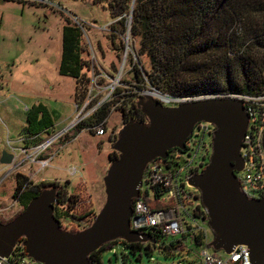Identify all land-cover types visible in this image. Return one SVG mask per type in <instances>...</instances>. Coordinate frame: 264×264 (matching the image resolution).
<instances>
[{"label": "rangeland", "instance_id": "rangeland-1", "mask_svg": "<svg viewBox=\"0 0 264 264\" xmlns=\"http://www.w3.org/2000/svg\"><path fill=\"white\" fill-rule=\"evenodd\" d=\"M73 16L84 23V33L81 31L79 44L83 46L81 58L86 65L79 81L62 77L58 73L62 28L73 27ZM117 21L110 18L105 6L95 5L93 0H0V156L3 151L10 153L11 148L35 147L64 130L76 115V100H79L77 104L90 101V88L95 86L107 89L106 93H101L98 99L89 103L88 111L97 106L108 93L111 82L89 79L92 75L87 66V61L90 63L85 47L87 40L96 55L95 64L98 69L112 80L124 65L117 89L123 91L124 95L130 92L133 94L137 90L132 78L134 66L139 65L141 69L139 66L138 69L146 75L150 70L149 61L144 56H137L138 40L131 39L129 34L128 49H125L127 30L130 33L129 23L123 32ZM99 73L95 72V77ZM144 73L142 77L146 78ZM142 91L153 93L148 85ZM113 102L116 103L110 107L105 136L95 138L86 128L73 137L74 130L71 131L42 154L41 159L53 156L49 168L36 174L39 169L37 166H24L15 169L5 178L10 168L0 165V223L8 224L21 214V207L12 197L16 176L20 174L31 177L34 184L43 182L63 186L65 182L70 183L66 189L69 201L63 212L71 219L58 215L63 227L69 231L80 229L81 224L99 213L105 202L103 178L113 153L109 133L112 130L118 131L128 118L119 109L121 102ZM35 104H41L47 109L53 128L41 134L38 143L25 146L23 141L29 135L27 111ZM71 170H75L74 174ZM186 221L193 223L190 219ZM194 226L204 229L208 241L212 242L213 234L206 223L197 220ZM178 239L170 238L168 242H177ZM181 247L170 254L156 250L150 256L143 253L139 258L138 254L133 255L117 243L101 253V261L102 264H199L198 254L201 249L198 246L187 241ZM208 252L214 253L210 248ZM216 254L223 255L221 252Z\"/></svg>", "mask_w": 264, "mask_h": 264}, {"label": "water", "instance_id": "water-1", "mask_svg": "<svg viewBox=\"0 0 264 264\" xmlns=\"http://www.w3.org/2000/svg\"><path fill=\"white\" fill-rule=\"evenodd\" d=\"M136 108L146 122L129 120L112 143L117 157L103 178L105 202L92 224L77 232L62 230L54 216L57 188L44 189L18 217L0 223V259L12 256L20 241L26 258L37 264H90L91 254L115 241L154 244L151 236L130 229L143 174L154 160H166L169 151H183L196 125L207 123L215 128L209 163L188 184L199 192L207 213L210 249L228 255L245 246L250 264H264V194L247 198L236 176L243 168L240 149L248 124L243 102L202 97L169 107L146 95L137 99ZM262 148L264 152V134ZM12 161L13 155L3 151L0 165L9 167Z\"/></svg>", "mask_w": 264, "mask_h": 264}, {"label": "trees", "instance_id": "trees-1", "mask_svg": "<svg viewBox=\"0 0 264 264\" xmlns=\"http://www.w3.org/2000/svg\"><path fill=\"white\" fill-rule=\"evenodd\" d=\"M93 1L95 5L105 6L111 19H118L117 24L123 32L129 23L131 39H137L139 44L137 56H144L149 61L150 70L146 75L138 69V63L134 66L133 74L137 78L136 83L134 82L135 89L143 90L148 85L153 90L176 99L230 95L258 97L264 94V0ZM80 37L82 38V32L77 27L62 28V53L58 73L75 81L81 80L82 70L86 65L81 58L83 46L79 44ZM139 68L141 69L140 66ZM142 73L146 76L145 79ZM131 93L124 95L119 107L123 115L129 117L125 123L132 118H136V121H139L137 118H143L136 108L135 94ZM78 102L76 100L75 103ZM114 103L116 102L104 105L93 119L96 122L104 121ZM27 113L29 135L23 142L25 146H30L38 143L41 134L48 133L53 128V123L47 109L41 104L33 105ZM90 121L77 126L73 137L88 128ZM116 157L117 154L113 152L111 160ZM15 183L12 197L21 207V213L42 190L56 187L54 216L60 222L58 215H67L63 211L69 201V197H66L69 182H65L63 186L43 182L34 184L17 175ZM200 208L204 210L201 203ZM200 208H197L198 212ZM200 214L201 221L207 224L206 211ZM68 218L71 219L70 216ZM77 231L81 229L69 232ZM149 236L154 244H127L123 241L107 244L89 256V263L102 264L101 253L117 243L130 250L133 255L138 254L139 258L143 253L150 256L156 250L170 254L182 249V243H187L185 237L177 242H168L170 238L160 234ZM195 241L193 245L198 246L199 238L195 237ZM21 243L22 241L18 243L13 254L26 257Z\"/></svg>", "mask_w": 264, "mask_h": 264}, {"label": "built area", "instance_id": "built-area-1", "mask_svg": "<svg viewBox=\"0 0 264 264\" xmlns=\"http://www.w3.org/2000/svg\"><path fill=\"white\" fill-rule=\"evenodd\" d=\"M73 26L77 27L84 33L83 24L74 16L72 17ZM125 49H128V34L126 32ZM130 36V34H129ZM90 58L87 66L90 68L89 73L95 82L105 80L111 82L108 87V93L101 99L97 106L88 111L87 107L93 100L98 99L101 93H106L107 88L93 87L88 90L90 97L89 102L74 104L76 115L72 122L61 132L57 133L50 139L38 144L32 148L21 147L19 149L11 148L10 154L13 155L10 170L5 174V178L9 177L17 168L24 166H37L39 169L36 174L42 170L49 168L53 160L52 157L41 159L42 154L59 138L64 137L83 122L90 121V125L86 131L95 138H102L107 132L106 124L108 117L102 122H96L94 115L106 104H111L114 100L120 103L123 100L124 92L117 89L119 81L124 72V65L118 72L114 80L98 69L95 64V53L91 44H85ZM125 51V56H127ZM125 59V57H124ZM95 72H100L95 77ZM133 74V73H132ZM145 79V78H144ZM99 82V81H98ZM116 82V84H114ZM134 82V80H133ZM153 93L136 90L135 100L150 94L155 95L165 106H177L181 102L189 99H176L168 96H161L155 90ZM94 93V95H92ZM234 98L243 102L248 117L247 129L242 141L240 149V157L243 162L242 171L237 173L238 182L241 192L249 199H260L264 194V152L262 148V138L264 134V94L258 97H249L241 95H230L227 97L208 96L205 98ZM96 98V99H95ZM202 98V97H201ZM199 99V98H197ZM114 110V109H113ZM197 126L201 130L194 131L195 142L185 143L183 151L171 153L166 160H154L151 162L142 177V183L139 187V195L132 203V215L130 217V229L138 234L157 235L160 234L167 238L183 237L192 244L196 243L195 237L199 238L198 254L199 264H250L249 250L245 246H236L228 255L219 256L216 253H209L208 235L204 229L194 226L197 220L201 221L202 214L205 213L200 208L199 192L189 186L188 180L193 175L190 170L201 164L202 160L209 154L211 150V140L215 132V128L207 123H200ZM192 133V134H193ZM191 137V136H190ZM189 137V138H190ZM74 174L75 170H71ZM22 177L32 181L28 175L20 174ZM150 193L152 198L150 197ZM57 204V203H56ZM55 204V205H56ZM152 205V206H151ZM199 209V212L197 211ZM190 219L193 223H187ZM203 222V221H201ZM63 227L62 223H60ZM63 230L69 231L63 227ZM264 259V255H263ZM0 264H37L26 257H20L18 254H12L8 259H0Z\"/></svg>", "mask_w": 264, "mask_h": 264}, {"label": "flooded vegetation", "instance_id": "flooded-vegetation-1", "mask_svg": "<svg viewBox=\"0 0 264 264\" xmlns=\"http://www.w3.org/2000/svg\"><path fill=\"white\" fill-rule=\"evenodd\" d=\"M137 79V78H136ZM129 119V117H128ZM136 118H132V120H134ZM139 120V122H146V119L145 117L143 116V118H137ZM124 120V118H123ZM136 121V120H135ZM125 122L122 123V126L119 128V130H112L110 133H109V136L111 137V141L114 142L116 137H117V134L118 132L122 129V127L124 126ZM201 130V127L200 126H197L195 127V130L194 131H199ZM195 135L194 133L191 135V137L187 140V142H195ZM178 150L177 149H173L171 151L168 152V157L169 158L171 156V153H174V152H177ZM211 153H212V147H211V150H209V154L206 155V157L202 160L201 164L193 167L191 170H190V173L194 176V175H197L199 173H201L203 171V169L207 166V164L209 163V159H210V156H211ZM95 218V217H94ZM94 218L88 220V222L84 223V224H81L80 225V229L81 230H84L86 228H88L90 226V224L93 222ZM61 226V224H60ZM62 230H63V227L61 226ZM15 250V249H14ZM14 252V251H13Z\"/></svg>", "mask_w": 264, "mask_h": 264}, {"label": "bare ground", "instance_id": "bare-ground-1", "mask_svg": "<svg viewBox=\"0 0 264 264\" xmlns=\"http://www.w3.org/2000/svg\"><path fill=\"white\" fill-rule=\"evenodd\" d=\"M114 84H116V82H114ZM155 95H157L158 96V94H150L149 96H151V97H155Z\"/></svg>", "mask_w": 264, "mask_h": 264}, {"label": "crops", "instance_id": "crops-1", "mask_svg": "<svg viewBox=\"0 0 264 264\" xmlns=\"http://www.w3.org/2000/svg\"><path fill=\"white\" fill-rule=\"evenodd\" d=\"M58 68H59V65H58ZM35 105H37V104H35Z\"/></svg>", "mask_w": 264, "mask_h": 264}]
</instances>
